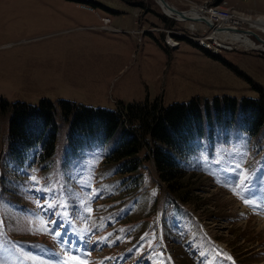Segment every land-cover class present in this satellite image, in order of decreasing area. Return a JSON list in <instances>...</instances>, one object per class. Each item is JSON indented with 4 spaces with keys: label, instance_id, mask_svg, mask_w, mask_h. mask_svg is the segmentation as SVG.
<instances>
[{
    "label": "rangeland",
    "instance_id": "374dc122",
    "mask_svg": "<svg viewBox=\"0 0 264 264\" xmlns=\"http://www.w3.org/2000/svg\"><path fill=\"white\" fill-rule=\"evenodd\" d=\"M167 1L188 11L222 0ZM211 7L264 16V0ZM165 16L157 0H0V98L51 101L59 122L55 153L43 160L35 150L12 155L11 112L0 118V264H234L214 239L239 264H264V128L251 136L206 119L197 152L181 161L195 182L186 202L166 190L151 161L121 174L105 157L113 140L79 150L69 143L63 99L110 110L264 99V50L219 36L228 46L220 52L187 38L169 48L163 26L179 35L176 26L196 32L198 21L164 24ZM242 27L264 39L250 22ZM53 220L70 245L46 230Z\"/></svg>",
    "mask_w": 264,
    "mask_h": 264
},
{
    "label": "trees",
    "instance_id": "16d2710c",
    "mask_svg": "<svg viewBox=\"0 0 264 264\" xmlns=\"http://www.w3.org/2000/svg\"><path fill=\"white\" fill-rule=\"evenodd\" d=\"M61 118L68 123V138L74 150L92 140L112 141L108 162H115L119 172L136 173L145 161H151L161 183L179 201L186 202L193 193V176L179 158L196 152V141L210 125L235 127L249 135L264 128V99L216 96L204 103L198 97L164 106L160 101H134L118 110L91 107L61 100ZM10 115L9 149L22 158L29 150L46 160L56 150L59 132L56 104L42 100L33 105L10 103L0 98V118ZM1 128V125H0ZM211 130H213L211 128ZM120 133V134H119Z\"/></svg>",
    "mask_w": 264,
    "mask_h": 264
},
{
    "label": "bare ground",
    "instance_id": "6f19581e",
    "mask_svg": "<svg viewBox=\"0 0 264 264\" xmlns=\"http://www.w3.org/2000/svg\"><path fill=\"white\" fill-rule=\"evenodd\" d=\"M162 8L167 13H170L171 15L175 16L179 20H191L190 22H196L195 20H199V16L201 19H207L210 22H212L214 32L211 33L212 35L214 34L215 36H219L222 39L229 40L232 43H237V44H242L245 46H249L251 48H256V49H262L264 50V43L259 41L260 43H256L251 37V33L244 31V30H238L236 27L231 26L229 30H223L225 29L224 27H221L220 25H215L214 20L212 19V16H218V14L222 13V10L216 9V7H211V11L209 12L210 15L207 14L208 17H203L201 15L204 14V8L203 6H200L199 8L194 7L191 10L185 11L184 14L188 17L184 19L179 13H175L171 8H167L165 5L161 4ZM250 22L251 25L257 29H261L260 31L264 32V16H259L255 19L253 18H240V22ZM169 34V33H168ZM250 34V35H248ZM181 36V35H180ZM169 40L172 41L173 43H177V41L171 36V34L168 35ZM199 42L203 43L207 47H214L211 42H206V40H203L201 38H198ZM195 42V41H194ZM263 45V46H262Z\"/></svg>",
    "mask_w": 264,
    "mask_h": 264
},
{
    "label": "built area",
    "instance_id": "2783aa9c",
    "mask_svg": "<svg viewBox=\"0 0 264 264\" xmlns=\"http://www.w3.org/2000/svg\"><path fill=\"white\" fill-rule=\"evenodd\" d=\"M202 6H203L202 8H204V13L210 15L209 12L211 11L212 5L203 4ZM194 7L199 8L200 6L195 5ZM240 18L243 19L245 17L243 15H240L238 12L231 11L229 8H225V7H222V13L218 14V16H212V19L215 20L219 25L225 24V25L233 26V27L241 26L242 22H240ZM205 26L206 25H204V27ZM199 38L206 40V42H211V41H209V36H204V37L199 36ZM168 42L173 44V42L170 40H168ZM211 43L214 46L215 43L217 44L218 42L214 41ZM216 49H217V47H216Z\"/></svg>",
    "mask_w": 264,
    "mask_h": 264
},
{
    "label": "snow or ice",
    "instance_id": "6c2138e0",
    "mask_svg": "<svg viewBox=\"0 0 264 264\" xmlns=\"http://www.w3.org/2000/svg\"><path fill=\"white\" fill-rule=\"evenodd\" d=\"M50 207H52V206L50 205ZM53 215L55 216V215H57V213H53ZM59 227L60 226L58 225V221L53 220L51 222V227H47L46 230L49 231L54 236V238L59 239L62 244L70 245L71 242L69 240L62 238L63 232H62V230H58ZM74 259H75V257H74Z\"/></svg>",
    "mask_w": 264,
    "mask_h": 264
},
{
    "label": "water",
    "instance_id": "95a60500",
    "mask_svg": "<svg viewBox=\"0 0 264 264\" xmlns=\"http://www.w3.org/2000/svg\"><path fill=\"white\" fill-rule=\"evenodd\" d=\"M160 4H163V5H165L167 8H171L175 13H179L182 17H184V19L185 18H187L188 19V17L184 14V11H182V10H180V9H177L176 7H174V6H172L171 4H169V2L167 1V0H157ZM201 20H205V21H208L209 23H210V25H213V23L212 22H210L209 20H207V19H201ZM248 32H251V31H248ZM254 33V32H253ZM255 34V36H257V38L261 41V42H263L264 43V39L263 38H261L259 35H257L256 33H254Z\"/></svg>",
    "mask_w": 264,
    "mask_h": 264
}]
</instances>
